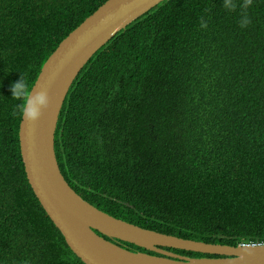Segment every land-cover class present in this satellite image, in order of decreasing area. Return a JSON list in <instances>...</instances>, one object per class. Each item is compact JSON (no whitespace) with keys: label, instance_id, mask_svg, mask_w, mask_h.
<instances>
[{"label":"trees","instance_id":"1","mask_svg":"<svg viewBox=\"0 0 264 264\" xmlns=\"http://www.w3.org/2000/svg\"><path fill=\"white\" fill-rule=\"evenodd\" d=\"M105 1L0 0V264H85L28 182L10 86L22 79L30 93L59 43ZM228 2L162 0L79 72L55 150L84 199L169 234L264 242V0ZM228 159L249 168L255 198Z\"/></svg>","mask_w":264,"mask_h":264},{"label":"water","instance_id":"2","mask_svg":"<svg viewBox=\"0 0 264 264\" xmlns=\"http://www.w3.org/2000/svg\"><path fill=\"white\" fill-rule=\"evenodd\" d=\"M160 1L106 0L46 60L29 93L33 97L45 94V103L37 101L39 117L28 120L22 115L19 127L28 182L71 250L85 264H264V244L233 247L183 240L116 217L84 199L61 172L55 136L60 110L74 79L112 36ZM126 243L145 250L132 249ZM161 247L195 253L219 251L234 257L207 259Z\"/></svg>","mask_w":264,"mask_h":264},{"label":"clouds","instance_id":"3","mask_svg":"<svg viewBox=\"0 0 264 264\" xmlns=\"http://www.w3.org/2000/svg\"><path fill=\"white\" fill-rule=\"evenodd\" d=\"M226 6L231 8L234 5H232L230 3V0H229V2L227 3ZM148 11L149 10H147L146 12H148ZM145 13H143V14H145ZM142 15H140V16H142ZM247 22H248L247 21V17L243 18L242 21H241V27H244L247 24ZM10 91H11V97L12 98L18 99V100L21 101V103L16 105V108L19 110V112L25 118H27L28 120H35V119H37L39 117L40 113H39L38 108L36 107V104H37V101H39L42 105L45 103V99H46L45 94H38L37 96L33 97L32 95H30L27 92V85L25 84V82L22 79H19L17 81H13L11 83V86H10ZM228 161L230 163H225L226 169L233 175V177L236 180H238L239 182L245 184L246 192L248 194V197L250 198V194L254 197V193L257 190V185L253 181V176H252V173L249 170V168L245 167L244 164L240 160H239L240 163H233V159H228ZM235 175L238 176L239 178H237ZM137 226H139V225H137ZM139 227H142V226H139ZM142 228H145V229L157 232V233H161V234L176 236L177 238H180V239H183V240L204 241V243L211 244V245H221V246L227 245V246L239 247V246H244V245H260V244H264V242H257V241H254V240H246V239H238L236 241H231L230 238L233 237V236L232 235L230 236L228 234H225V235L222 236V238L226 239L227 242H216V241L215 242H210V241H205V240H200V239L193 238L194 236L185 237L182 234H181V236H179V235L169 234V233H166V232H163V231H160V230L151 229V228H146V227H142ZM161 248L166 249V250H170V251H174V249L175 250H185V249H177V248H171V247H161ZM174 252H178V251H174ZM179 254H182V253H179ZM201 254L209 256L211 258H213V257H216V259L221 258L222 260H226V259H230V258L234 257L233 254L221 253L219 251H217V253L213 252V254L212 253H201ZM182 255H188L189 256V254H182ZM203 255H200V257L203 256Z\"/></svg>","mask_w":264,"mask_h":264},{"label":"bare ground","instance_id":"4","mask_svg":"<svg viewBox=\"0 0 264 264\" xmlns=\"http://www.w3.org/2000/svg\"><path fill=\"white\" fill-rule=\"evenodd\" d=\"M152 8V7H151ZM201 258H207V259H209V258H211V257H209V256H201Z\"/></svg>","mask_w":264,"mask_h":264},{"label":"rangeland","instance_id":"5","mask_svg":"<svg viewBox=\"0 0 264 264\" xmlns=\"http://www.w3.org/2000/svg\"><path fill=\"white\" fill-rule=\"evenodd\" d=\"M65 238V237H64ZM80 258V257H79Z\"/></svg>","mask_w":264,"mask_h":264}]
</instances>
